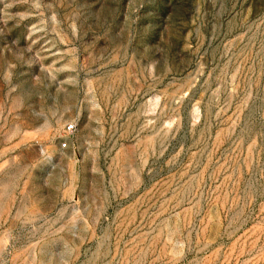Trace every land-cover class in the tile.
<instances>
[{
    "label": "rangeland",
    "instance_id": "1",
    "mask_svg": "<svg viewBox=\"0 0 264 264\" xmlns=\"http://www.w3.org/2000/svg\"><path fill=\"white\" fill-rule=\"evenodd\" d=\"M0 264H264V0H0Z\"/></svg>",
    "mask_w": 264,
    "mask_h": 264
},
{
    "label": "built area",
    "instance_id": "2",
    "mask_svg": "<svg viewBox=\"0 0 264 264\" xmlns=\"http://www.w3.org/2000/svg\"><path fill=\"white\" fill-rule=\"evenodd\" d=\"M73 128H74V125H72V124L67 126V129L70 130V131L73 130ZM64 146H66V144H64Z\"/></svg>",
    "mask_w": 264,
    "mask_h": 264
}]
</instances>
